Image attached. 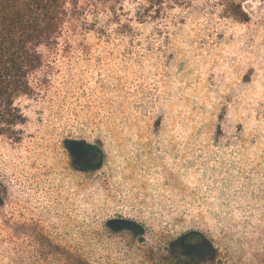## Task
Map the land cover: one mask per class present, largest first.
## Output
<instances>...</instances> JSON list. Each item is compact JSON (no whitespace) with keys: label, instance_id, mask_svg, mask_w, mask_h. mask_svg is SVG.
Wrapping results in <instances>:
<instances>
[{"label":"rangeland","instance_id":"rangeland-1","mask_svg":"<svg viewBox=\"0 0 264 264\" xmlns=\"http://www.w3.org/2000/svg\"><path fill=\"white\" fill-rule=\"evenodd\" d=\"M245 10L40 49L0 136V264H264V0Z\"/></svg>","mask_w":264,"mask_h":264},{"label":"trees","instance_id":"trees-1","mask_svg":"<svg viewBox=\"0 0 264 264\" xmlns=\"http://www.w3.org/2000/svg\"><path fill=\"white\" fill-rule=\"evenodd\" d=\"M251 1L0 0V136L13 135L14 128L25 120L16 102L34 92L30 78L43 65L40 49L57 47L78 31L115 26L127 32L133 24L160 22L171 12H188L199 6L215 7L221 18L246 23L245 6ZM90 154L85 151V163ZM195 236L193 249L198 250L197 244L206 241Z\"/></svg>","mask_w":264,"mask_h":264}]
</instances>
